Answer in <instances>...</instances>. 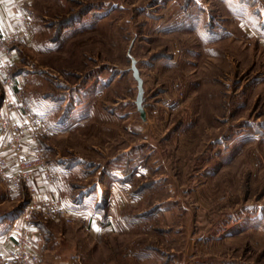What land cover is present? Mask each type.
I'll list each match as a JSON object with an SVG mask.
<instances>
[{"label":"rangeland","instance_id":"obj_1","mask_svg":"<svg viewBox=\"0 0 264 264\" xmlns=\"http://www.w3.org/2000/svg\"><path fill=\"white\" fill-rule=\"evenodd\" d=\"M24 7L0 51L19 86L0 82V113L40 121L25 156L39 146L55 198L82 214L32 213L39 264H264V0ZM39 173L17 188L0 177L11 237L26 205L54 198H35Z\"/></svg>","mask_w":264,"mask_h":264},{"label":"built area","instance_id":"obj_2","mask_svg":"<svg viewBox=\"0 0 264 264\" xmlns=\"http://www.w3.org/2000/svg\"><path fill=\"white\" fill-rule=\"evenodd\" d=\"M21 23H17L13 31H0V51L7 44H10L16 37L21 36ZM9 62L0 61V82L4 87L17 88L14 78L8 76ZM17 93H20L19 89ZM21 107H24L22 104ZM0 131L4 138L0 141V177L11 183L13 188H17L18 184L27 183L33 180L34 174L42 170L43 178L41 181L51 183L50 174L47 169L46 162L42 156V151L38 145L34 144L32 148V157L25 156L23 140L27 137L33 140L35 131L41 126L38 119L29 115L28 120L15 119L9 114L0 113ZM39 180V177L35 179ZM34 181V180H33ZM31 193L35 192L34 185L28 186ZM41 213L49 219L60 220L64 219L69 222L82 214L69 212L64 206L54 197L48 200H32L26 205L22 219L27 225H14L12 227L13 247L11 249L0 250V264H39L40 256L38 253L30 250L32 241L31 235L33 229L29 227L28 222L32 213ZM20 226V227H19Z\"/></svg>","mask_w":264,"mask_h":264},{"label":"crops","instance_id":"obj_3","mask_svg":"<svg viewBox=\"0 0 264 264\" xmlns=\"http://www.w3.org/2000/svg\"><path fill=\"white\" fill-rule=\"evenodd\" d=\"M27 1L28 0H0V31L1 30H6L8 28L9 29H12V27L14 25V21L16 19V16H18L19 14H21L22 11H25L26 10L24 6L27 4ZM261 31H262V33H260L261 35L258 36L259 37V44L264 48V29L261 30ZM12 52H13V50H12ZM0 56H1V58L3 60H5L6 56H5V53L4 52L3 53H0ZM5 103L1 107V110H3V111L6 110L5 109ZM8 111H12V110H9L8 109ZM14 112L17 113V115L19 117L23 118V119L26 116L25 114H23L22 110L21 111L14 110ZM25 142H27V141L25 140ZM39 176H40V179L43 178L42 173H39ZM40 179L35 182L36 183L35 186H36V188L38 190V193L35 196V198H39V197L40 198H50V197H56V196H58V190L54 186L53 182L48 184V183H45V182L41 181ZM12 223H14L16 226L17 225H24V224H26V223H24L21 215L18 216V218H16L15 220L13 219V222ZM8 226L6 228L3 227V228L0 229V249L2 251L8 250V249L12 248V246H13V239H12V237L10 235L11 234V231H10V229H9ZM37 228L35 230L38 233L39 231H38ZM100 232L101 231H98L97 229H95V231L94 230L91 231V233L93 235H95V236H97V234L99 235ZM33 239H36V242L37 243L35 245H33L30 248V250H32L33 252H37L38 254L41 255V253H42V246H41V241L39 240V233L37 235H33ZM55 264H70V260H60V259H57V262H55Z\"/></svg>","mask_w":264,"mask_h":264},{"label":"water","instance_id":"obj_4","mask_svg":"<svg viewBox=\"0 0 264 264\" xmlns=\"http://www.w3.org/2000/svg\"><path fill=\"white\" fill-rule=\"evenodd\" d=\"M129 51H130V49L128 50V56H129L130 61H131V74H132V76H133V78L137 84V94H136V98H135V104L137 107V111L140 114V117L142 119H145L146 115H145V109L143 107V94H144L143 82H142V79L139 75V70H138L137 65H136V60L130 55Z\"/></svg>","mask_w":264,"mask_h":264},{"label":"trees","instance_id":"obj_5","mask_svg":"<svg viewBox=\"0 0 264 264\" xmlns=\"http://www.w3.org/2000/svg\"><path fill=\"white\" fill-rule=\"evenodd\" d=\"M27 198H26V200H25V203H27L28 201H29V194H28V192H27Z\"/></svg>","mask_w":264,"mask_h":264}]
</instances>
